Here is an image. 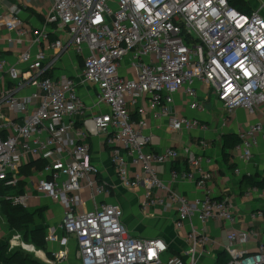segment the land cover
Listing matches in <instances>:
<instances>
[{"label":"built area","instance_id":"built-area-1","mask_svg":"<svg viewBox=\"0 0 264 264\" xmlns=\"http://www.w3.org/2000/svg\"><path fill=\"white\" fill-rule=\"evenodd\" d=\"M26 1L50 4L47 24L59 25L68 39L52 41L47 28L30 33L16 5H6L7 14L0 15L10 47L32 35L16 64L0 55V185L14 189L10 199L28 209L33 196L26 186L23 194L17 192L21 169L41 164L32 184L41 197L64 208L60 229L77 246L73 264H199L214 244L206 225L216 219L235 226L233 206L207 190L213 176L203 169L202 156L178 148L155 152L146 131L150 120H167L176 134L207 131L199 120L173 111L179 94L189 110H204L198 84L226 114L238 109L255 114L264 108V16L260 10L240 12L229 0ZM70 51L83 60L82 72L55 75ZM99 136L104 137L119 187H143L144 210L165 205V199L166 208H175L177 231L188 226V259L164 262L169 252L165 241L133 236L122 208L100 201L110 198L113 189L94 161L91 141ZM239 138L236 154L250 163L264 140V122L241 131ZM199 146L206 149L208 143L200 141ZM182 156L188 169L174 168L172 182L193 183L206 192L201 200H187L161 179L160 169ZM248 241L246 231L228 234L227 264H264V242L249 253L244 248ZM46 243L65 247L68 240L50 229ZM8 246L41 256L20 234ZM52 256L51 264L69 262L67 250Z\"/></svg>","mask_w":264,"mask_h":264},{"label":"crops","instance_id":"crops-1","mask_svg":"<svg viewBox=\"0 0 264 264\" xmlns=\"http://www.w3.org/2000/svg\"><path fill=\"white\" fill-rule=\"evenodd\" d=\"M2 1L5 6L1 7L0 15L7 14L6 5L18 6L22 10L21 20L30 33L35 30L47 28L52 41L68 39L66 31L59 25L47 24L46 19L51 11V6L47 2L27 3L26 0ZM244 1L252 11L260 10L264 16V0ZM6 36L7 33L5 30L0 29V55L5 57L13 65L16 64L18 55L28 48L27 41L31 39L32 35H28V38L22 44H17L15 47H10L5 42ZM36 50V48L33 49L34 52ZM83 67V60L73 51H70L62 58L53 73L55 75L66 74L69 76H77L82 72ZM198 87L204 106L203 111L189 110L183 94L176 96L173 111L179 115L199 120L208 126L207 131L194 129L176 134L169 130V122L167 120H150L149 128L146 132L152 137L153 144L151 148L155 152L164 151L168 148H178L182 150L188 149L192 153L202 156L204 160L202 163L203 169L208 170L213 176L207 190L214 198L218 200L228 199L232 204L237 217V224L232 226L226 221L211 220L205 229L214 241V244L211 247L208 246L206 248L207 254L199 258V264H227L230 258L225 247L227 245V236L233 229L243 230L249 234V241L244 247L249 253L256 252L258 246L264 242V191L253 190L248 193V196L247 193L244 196L241 194V184L245 178L250 176L257 178L264 177V140H260L259 145L254 149L252 162L243 163L239 160L236 150L229 152L223 150L222 138L233 134L239 135L241 131L247 130L250 126L264 122V108L255 114L238 109L229 115L225 113L216 98L213 100L212 95L206 96L207 89L203 85L198 84ZM85 93L84 91L83 94ZM89 101L92 102V100L88 99ZM200 141H206L208 147L206 149L201 148L199 146ZM91 146L94 152V161L96 167L101 171L102 179L113 189V194L110 198H102L100 201L115 203L122 208L123 221L133 236L165 241L168 245L169 252L164 257V262L174 257L188 259V246L184 240L188 226H186L183 232L177 231L175 227V208H166L167 199H165V205H158L144 210L142 207L143 200H145V190L143 187L134 191H126L119 187L115 170L110 163L108 149L104 146V137L99 136L93 139ZM184 156L178 162L164 165L160 169L161 179L165 184L172 186L173 191L187 200H201L204 198L206 192L198 190L193 183L183 179L172 182L171 174L174 168L177 170L188 169ZM39 165L41 168L40 163ZM24 167L21 169V174ZM236 171H239V174ZM20 182L22 184L24 183L23 186L25 187L26 178L20 175ZM33 198L30 204H37V201L39 202L41 200V196H33ZM42 201L45 207L44 228L46 229V235L50 229H54L61 236L62 234L60 233L62 231H59L60 225L57 227L55 225L58 223L57 215L59 212L64 211V208L59 203L53 202L45 197ZM10 235L13 237L15 234L13 231L6 234L0 230V246L7 244L8 253L21 252L22 254H30L20 248H15L10 251L8 246L9 240L12 239V237L9 238ZM22 241L25 244L34 246L41 253L40 258L30 254L35 257L31 259H37L42 264H51V262H54L53 259H47L46 253L52 256V253L55 251L46 252L39 250L33 243L27 242L23 238ZM46 246L55 247L58 245L47 244ZM60 248L56 250L58 251ZM74 261L72 260V262ZM67 264L73 263L69 261Z\"/></svg>","mask_w":264,"mask_h":264},{"label":"trees","instance_id":"trees-1","mask_svg":"<svg viewBox=\"0 0 264 264\" xmlns=\"http://www.w3.org/2000/svg\"><path fill=\"white\" fill-rule=\"evenodd\" d=\"M229 3L240 12H252V9L244 0H229ZM222 142L223 150L229 152L235 150L236 147L240 145L241 140L239 135L233 134L224 136ZM23 185L24 183H19V189L17 190L18 194L24 193ZM251 190L264 191V177L257 178L250 176L245 178L241 184V194L244 196ZM14 193V189L0 185V212L6 218L9 228L12 229L14 233L23 234L24 238L29 239L39 250L46 251V229L38 226L39 223H44L45 221V208L30 212L27 208L13 203L10 198ZM0 261L3 264H40L30 257L23 256L21 252L8 253L7 244L0 246Z\"/></svg>","mask_w":264,"mask_h":264},{"label":"rangeland","instance_id":"rangeland-1","mask_svg":"<svg viewBox=\"0 0 264 264\" xmlns=\"http://www.w3.org/2000/svg\"><path fill=\"white\" fill-rule=\"evenodd\" d=\"M213 100H215V96H213ZM41 171V168H40V165L38 163H34V164H31V165H26V167H24L23 171H22V174L21 176L25 177L26 178V190L27 192H29V194L31 196H36V197H40V194L38 193V191L36 190V187L35 185H33L32 183H37V180H38V174L39 172ZM24 187V186H23ZM44 197H41L40 201L38 202L37 201V204H30L28 209L33 212V211H36L38 209H41V208H45L44 205H43V199ZM145 201V200H143ZM63 217H64V211H61L59 212V214L57 215V219H58V223L55 225L56 227L61 225L62 221H63ZM47 225V223H46ZM38 226H41V227H44L45 226V223H39ZM0 230L3 231L4 233L8 234L9 232H12V229L9 228V225H8V222L6 221V218L2 215V213L0 212ZM59 231L61 232L62 230L59 228ZM16 234V233H14ZM22 236V238L27 241V242H30L29 239L27 238H24V235L21 234V233H18ZM60 234L61 235V240H68V245L65 246V247H58V246H46V252H49V251H57L56 249L60 248L62 250H67L68 251V255H69V261L71 263L72 260H75L74 257H75V254H76V251H77V246L75 245L74 241L69 237H67V235L62 231ZM12 235L9 236V238H11ZM70 239V240H69ZM11 253V252H10ZM25 256L27 257H30V258H35L34 256L30 255V254H26V253H23ZM47 255V259L48 260H54V258L49 254V253H46ZM37 261V259H36ZM55 261V260H54ZM40 264L41 261H38ZM69 262H65V264H67Z\"/></svg>","mask_w":264,"mask_h":264}]
</instances>
